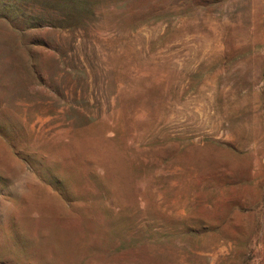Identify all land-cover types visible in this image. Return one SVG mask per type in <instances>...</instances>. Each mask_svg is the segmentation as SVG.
Wrapping results in <instances>:
<instances>
[{
  "label": "rangeland",
  "instance_id": "rangeland-1",
  "mask_svg": "<svg viewBox=\"0 0 264 264\" xmlns=\"http://www.w3.org/2000/svg\"><path fill=\"white\" fill-rule=\"evenodd\" d=\"M0 264H264V0H0Z\"/></svg>",
  "mask_w": 264,
  "mask_h": 264
}]
</instances>
